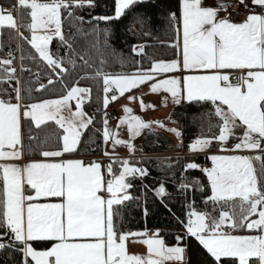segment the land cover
I'll return each instance as SVG.
<instances>
[{"label":"snow or ice","instance_id":"6c2138e0","mask_svg":"<svg viewBox=\"0 0 264 264\" xmlns=\"http://www.w3.org/2000/svg\"><path fill=\"white\" fill-rule=\"evenodd\" d=\"M146 2L114 0L113 16L93 19L105 22L119 20L126 10ZM86 5L94 7V0H16V4L8 9L0 7V29L6 26L17 30L21 39H27L19 32L13 12L19 8L23 18V9H29V43L49 68L64 73L67 70L63 61L50 53L48 45L54 37L68 43L62 33L61 10ZM240 6L249 14L242 22H233L229 9L235 11ZM256 8L261 10L259 14L255 12ZM221 12L225 15L221 16ZM68 14L72 15L71 12ZM168 19L177 25L175 31L178 38L182 32L181 58L156 62L151 69L133 75L112 76L97 71L96 76L103 80V107L106 109L111 102L133 88L156 80L158 74L211 70V74L164 79L151 84L150 92L156 94L162 90L170 94L171 102L177 105L185 100L188 103L211 102L215 106L214 115L222 121L219 135L213 138L222 150L261 149L264 142V0H250V3L249 0H213L207 5L205 0H180L179 15L169 12ZM134 23L143 27L144 22L136 18ZM38 30H43L44 34L38 35ZM68 46L71 48V44ZM174 46L180 48L179 44ZM138 48L143 50L140 46ZM137 50L133 48V51ZM12 63L11 59H0V66H7L4 72L14 79L16 69ZM237 72L239 75L233 80ZM0 82L5 81L0 79ZM14 91L15 103L0 99V161L24 159L26 147L22 120L31 121L36 129L54 121L63 129V134H57L62 144L53 146L49 143L51 135L46 134L41 140L39 135H32L30 126L27 151L45 159L22 166L0 163V251L13 248L21 252L22 264H165L166 261L188 264L186 252L190 242L195 241L207 254L203 264H226L222 258H234L231 264H264V191L258 187L253 166V160H260V156H211L213 167L199 170L205 173L211 185V195L206 203L211 201L222 210L218 217L189 211L187 222L177 218L184 231L175 236V246H167L159 231L151 236L139 231L122 232L114 223V217L119 215L114 205L133 199L127 192L132 187L127 182L128 177L143 178L148 175L146 169L129 166V162L124 160L121 162L123 171L116 175L112 164H109L107 173L112 178L106 180L99 162L86 165L81 160H51L75 152L81 142L82 130L93 123V119L83 111V103L90 97L91 89L73 86L60 99L30 104L24 103L19 87ZM109 93L112 95L109 96ZM128 99L130 102L139 100L142 111L155 109V105L145 104L140 97L129 96ZM72 100H76L75 112L70 109ZM162 103L166 106L168 98L165 97ZM122 110L126 115L119 118L117 127L127 125L129 140L119 139V133L108 128L106 118L103 120V140L105 144L111 140L113 145L124 146L129 152H134L132 140L140 136L142 130H151L153 123L132 115L133 110L128 106H123ZM156 126L178 139L182 138V133L176 128L167 129L162 122H156ZM240 127L244 129L238 138L240 142L232 149L224 147L234 135V130ZM31 141L36 143L33 145ZM212 142V139L197 138L189 145V150L204 152ZM185 167L191 170L199 168L196 163H188ZM194 183L199 184V181ZM188 187V184L180 185L181 189ZM105 193L108 195L105 196ZM155 194L171 212L164 203L168 193L163 184L155 190ZM49 197L60 198V202H39ZM237 198L238 205L233 203ZM237 206L239 212L236 211ZM225 208L230 211L223 210ZM253 215H257L258 219L245 223ZM225 226L256 229L259 234L235 236L224 232L222 229ZM134 237L143 238L132 242L143 243L147 247V257L128 252L127 242ZM6 239L8 243L4 242ZM32 242L54 243L48 250L37 251Z\"/></svg>","mask_w":264,"mask_h":264},{"label":"trees","instance_id":"16d2710c","mask_svg":"<svg viewBox=\"0 0 264 264\" xmlns=\"http://www.w3.org/2000/svg\"><path fill=\"white\" fill-rule=\"evenodd\" d=\"M179 0H147L137 4L119 20L98 21L93 17L113 16L114 0H94V7H72L61 10L62 33L68 43H62L54 37L49 43V51L53 56L63 61L67 70L59 73L49 68L41 60L35 49L29 43L30 32L27 25L30 21L29 9H16V19L19 32L27 39H21L17 30L3 27L0 29V59H11L12 66L19 64V72H15L14 79L9 78L0 66V99L15 101V89H21L24 103L30 104L41 99L64 95L72 86H82L91 89L90 97L84 103V109L90 114L93 123L83 130L81 142L77 150L67 153V156H91L95 158L102 153L103 131L102 115L92 113L94 106L102 107L103 80L96 76L97 71L111 75H127L137 71H144L156 60H171L177 57V33L168 19L169 12L178 15ZM0 4L13 5L14 0H0ZM69 12L72 13L69 16ZM143 20V27L134 23V19ZM68 44H71L69 48ZM138 46L142 47L139 51ZM137 48V51H133ZM59 73V75H57ZM53 83L49 84V80ZM17 81L19 83H17ZM78 82V83H77ZM111 104V103H110ZM109 104V105H110ZM214 105L211 102H193L186 100L181 104H174L164 123H171L182 133L179 142H173L164 134L147 135L139 147L142 156L130 158L128 162L146 169L148 175L143 178L128 177L127 182L132 187L127 190L133 199L122 205H114L119 215L114 217L117 229L122 232H146L149 229L159 231L160 238L165 244H176L175 236L183 233V225L179 220L187 222L189 211L209 213L218 217L222 210L211 201L206 203L210 196V186L202 165L207 161L204 154H190L189 145L197 138L212 139L213 142L206 152L219 151V145L214 137L219 135V117L214 115ZM32 128V135H39L43 140L46 134L51 135L50 144H61L57 134L62 135V129L53 121L36 129L31 121L22 120V132L26 147V159H36L41 155L27 151L29 145L28 130ZM234 135L229 140L236 137ZM151 140L154 142L151 144ZM34 145L36 141H31ZM121 160L111 162L113 173H117ZM196 163L199 168L186 169V164ZM199 181V184L194 183ZM188 184L187 189L180 185ZM164 185L167 196L164 203L171 209L169 212L155 194V189ZM147 186V187H145ZM203 189L202 191L200 189ZM2 190V181H0ZM215 209V210H214ZM226 209V208H225ZM224 210V209H223ZM230 234L259 232L247 230L245 227L232 229L225 226L222 229ZM8 243L6 239L4 241ZM35 249H43L50 242H32ZM206 252L195 241L190 242L187 250L188 264H203ZM226 264H231L234 258H222ZM0 264H22V253L13 248L0 251ZM238 264V262H236Z\"/></svg>","mask_w":264,"mask_h":264},{"label":"crops","instance_id":"0c3cea01","mask_svg":"<svg viewBox=\"0 0 264 264\" xmlns=\"http://www.w3.org/2000/svg\"><path fill=\"white\" fill-rule=\"evenodd\" d=\"M40 2H47V0H40ZM212 2H213V0H205V4L206 5L207 4H211ZM249 3H250V0H249ZM14 4H16V0H14ZM179 5H180V0L178 2V15H179ZM242 9H243V6H240L239 8H237L235 10L237 12L236 15H235V17L233 19L230 18L233 22H242L246 18V16H241L240 15L241 12H242ZM13 15H14V17L16 19V16H15L14 13H13ZM220 15L223 16V15H225V13L221 12ZM16 22H17V19H16ZM30 24H31V17H30V21H29L28 25H30ZM37 34L38 35H42V34H44V31L43 30H38ZM30 39H31V32H30L29 41H30ZM177 44L180 45V48L178 49V55H177V57H175L174 59H171V60H156V61H153L147 70L151 69L152 65L154 63L158 62V61L170 62V61H173V60H176V59L181 58L180 55H179V53L182 50V44H183V41H182V32H181L179 38L177 37ZM144 71H146V70H144ZM137 72H135V73H137ZM135 73H131V74H127V75H133ZM188 74H192V75L211 74V70H197V71H192V72L161 73V74H158L157 75L156 80H159L160 78H167L168 79V78H172V77H183L184 75H188ZM237 75H239L238 72L233 75V77H232L233 80L235 79V77ZM112 76H117V75H112ZM156 80L149 81L148 83L142 84V85H140L137 88H133L131 91H134L135 90V92H145V91L147 92L149 84H151V82H155ZM83 88H85V87H83ZM114 91H115V89H114ZM126 93H128V92H126ZM116 94L119 95L118 93H116ZM64 95H66V93ZM64 95L58 96V97H51V98L41 99V100L36 101L34 103H40V102H43V101H46V100L60 99ZM87 100L88 99H86L84 101V103ZM120 100H124V98H121ZM13 103H15V102H13ZM84 103H83V111L87 114V117H90V114L87 113L86 110L84 109ZM217 103H219V102H217ZM136 104L137 103H134L133 104V108H134V111L135 112H137V108L138 107L141 108L140 105H136ZM110 105L112 107L113 102H111ZM173 105L174 104L171 102V106H173ZM222 107H224L226 109V106H222ZM70 109H71L72 112H75L76 111V100L70 101ZM115 112H116V117L114 119H112L111 121L115 123L116 127L114 129H112V131L113 132L120 133V130L121 129H120V127L119 128L117 127L118 126V122H119V118L124 117L126 114L123 111H120V110H117V109L115 110ZM65 114H67V110L65 111ZM137 114H139V113H137ZM141 118L145 122H148L147 121L148 118H147V116L145 114H142V117ZM155 119L157 120V122H163L165 118L155 117L154 120ZM164 124L166 125V128L167 129L174 128V125L171 124V123H164ZM62 131H63V129H62ZM243 131H244V129L242 127L236 128V132H235L236 133V137H234L231 140H229L227 142V144L224 145V147H226L227 149H232V147H233L234 144L240 142V140L238 138L240 136H242ZM157 133L164 134L165 136L169 137L172 141H177L178 140V138L175 135H173L169 131H166L164 128L162 130H158V131L144 129V130H142L140 136H138L134 140H132L133 141V145L135 147V151L134 152H129V150L128 151L125 150L126 147H124V146H115V145H113V143H110V145L108 146L109 147V150L104 145L103 146V149H102L101 155H99V156H97L95 158H86V157L77 156V155L67 156L66 155L67 153H66V154H64L61 157L51 158V160H52V162H60V161H68V160H81L86 165L87 164H90L91 162H99L102 165V172H103V175L105 176V179L106 180L107 179H111L112 177L109 176V174L107 173V166L109 164H111V162L113 160H115V159H118V160H121V161H124V160H127L128 161V159H130V158H137V159H139L142 156V153L140 152L139 147L141 146V143H142L143 139L147 135H149V134H157ZM150 143L153 144L154 142L151 140ZM61 144H62V140H61ZM261 149H264V142H262V144H261ZM261 149H257V150H242V151H230V150L229 151H225V150H222V147H221L219 151H214V152H206V151H204V152H197V153L191 152L190 154H204V155L207 156V161L204 163V164H207V165L206 166H203L204 165L203 164L202 165V168L203 169H211L213 167V162L210 159V157L213 156V155H216V156L242 155V156H249V157L260 156L261 157L260 160H253V166L256 169V176L258 177V187L260 188V190L264 191V151H262ZM105 152H108L109 155H104ZM44 159L45 158H43L42 156H40L39 158H36V159H26V158H24L23 160H16V161H0V163H14V164H17V165H21L22 166V165H24V164H26L28 162H31V161H42ZM129 166H134V167L141 168L140 166H138L136 164H131V163H129ZM122 169L123 168H122V165H121L119 171L117 173H114V174L118 175L121 172ZM207 180H208V178H207ZM208 183H209V186H210V195H211V185H210V182L209 181H208ZM26 191H29V190L26 189ZM39 202L40 203H58V202H60V198H56V197L42 198ZM233 203H236L238 205V198ZM224 210H229L230 211V209H227V208L224 209ZM259 210L260 209L258 208V211ZM236 211L239 212V207L238 206L236 207ZM255 219H258V216L257 215L250 216L245 221V223L251 222V221H253ZM245 229L250 230L247 227H245ZM251 230H256V229H251ZM155 232H156L155 229H149L148 231H146V233L148 234V236H151ZM258 234H259V232H248V233H243V234H232V235H235V236H254V235H258ZM53 243L54 242H50L49 243V246H47L46 248H43V249H35V248L34 249L37 250V251L48 250L53 245ZM144 257H146V256H144ZM186 258H187V252H186ZM33 264H34V262H33Z\"/></svg>","mask_w":264,"mask_h":264},{"label":"rangeland","instance_id":"374dc122","mask_svg":"<svg viewBox=\"0 0 264 264\" xmlns=\"http://www.w3.org/2000/svg\"><path fill=\"white\" fill-rule=\"evenodd\" d=\"M158 62H163V61H158ZM164 79H167V78H160L159 80H156L155 82H151V84L158 83L160 81H163ZM151 84H149L147 92L146 91L145 92H135V90H134V91H129L128 93H125L123 96H120L119 99H117L115 102H113L112 109L114 111L116 109L120 110V111H123L122 110L123 106H128V107H130L133 110L132 111V115H136V116L142 117V114H145L147 116V118H148L147 121L153 123V128L151 130L158 131V130H162L163 128H160V127L156 126L157 120L156 119L154 120V118L155 117H158V118L159 117H161V118H167L168 117L169 112H170V110L172 108V106H171V96H170V94L165 93L162 90L159 93H156V94L151 93L150 92V85ZM78 87L83 88L82 86H78ZM129 96L140 97V98L143 99L145 104H153V105H155V109L154 110L153 109H147V110L142 111L141 108L138 107L137 108V112H135L134 108H133V104L137 103L136 105H140V102H139V100L130 102L129 99H128ZM165 97L168 98V103H167L166 106L162 103V101L164 100ZM121 98H124V100H120ZM102 108H103V106H102ZM137 113H139V114H137ZM105 118L108 121V125H107L108 128L110 130L114 129L116 127V125H115L114 122L111 121L112 119H108L107 117L102 115V131L104 130L103 120ZM174 128L178 129L176 126H174ZM120 129L121 130H120V133H119L118 137L120 139L125 140V141L129 140V133L127 131V125L120 126ZM179 140L180 139H178L177 141H173V142H179ZM110 143H112L111 140L107 144H105V142L103 140L102 149H103V146L105 145V147L109 150L108 146L110 145ZM132 143H133V141H132ZM125 150L128 151V148L126 147ZM206 165H203V166H206ZM121 171H123V169ZM160 186H158L156 189H158ZM104 195L107 196V193H105ZM140 239H143V238H141V237L130 238V240L127 242V250H128V252L130 254H138V255L147 257L148 256L147 247L143 243H133L132 242V240H140ZM175 245L176 244L167 245V246H175ZM165 264H173V262L166 261Z\"/></svg>","mask_w":264,"mask_h":264},{"label":"built area","instance_id":"2783aa9c","mask_svg":"<svg viewBox=\"0 0 264 264\" xmlns=\"http://www.w3.org/2000/svg\"><path fill=\"white\" fill-rule=\"evenodd\" d=\"M0 7H3L4 9H8V8L11 7V5L1 4ZM229 11L232 12V15L230 16V18L233 19L237 12L233 11L231 9H229ZM255 12L259 14L261 12V10L259 8H256ZM13 13H16V10H14ZM247 14H249L248 10L243 7L242 12H241L240 15L241 16H246ZM12 67H14L17 70V72H19V70L21 69L18 63H16ZM111 95H112V93H109V96H111ZM92 113L93 114L97 113V114L104 115V116H105V113H106V117L108 119H114L116 117V112L112 109L111 105H109L106 109L104 107L102 108V107H99V106H94L93 109H92ZM86 158H92V157L91 156H86ZM204 165H206V164H204Z\"/></svg>","mask_w":264,"mask_h":264}]
</instances>
